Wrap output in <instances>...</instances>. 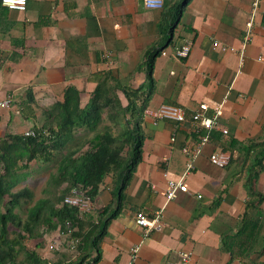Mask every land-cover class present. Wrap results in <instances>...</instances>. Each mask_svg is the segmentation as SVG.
<instances>
[{
	"label": "crops",
	"instance_id": "crops-1",
	"mask_svg": "<svg viewBox=\"0 0 264 264\" xmlns=\"http://www.w3.org/2000/svg\"><path fill=\"white\" fill-rule=\"evenodd\" d=\"M253 1L190 0L150 78L143 61L147 49L163 43L161 9L146 8L142 0H27L23 11L0 3V100L9 99L0 108V140L54 125L50 110L68 87L79 92L81 107L107 76L131 88H152L142 118L141 159L120 210L106 225L95 264H264V226L236 235L247 199L244 155L229 145L231 139H264V2L253 7ZM187 42L188 56L177 57L175 48ZM201 103L206 116L216 108L221 114L191 157L181 148L195 140L188 117ZM160 104L179 106L187 119L178 123L148 113ZM222 151L229 163H211L209 155ZM188 161L192 167L184 175ZM182 176L187 191L167 200V180ZM254 186L264 192V162ZM112 189L106 177L91 210L109 204ZM258 207L264 221V199ZM139 210L160 211L161 229L144 234L135 222ZM229 246L247 255L234 256Z\"/></svg>",
	"mask_w": 264,
	"mask_h": 264
},
{
	"label": "trees",
	"instance_id": "trees-1",
	"mask_svg": "<svg viewBox=\"0 0 264 264\" xmlns=\"http://www.w3.org/2000/svg\"><path fill=\"white\" fill-rule=\"evenodd\" d=\"M189 1L163 0L159 26L163 43L150 47L144 55L148 78L155 57L164 50V42H170L174 25ZM116 89L122 91L125 105ZM151 94L152 88L144 85L131 88L120 84L117 78L107 76L96 85L87 103L81 107L79 92L68 87L63 100L50 110L54 125L45 131L34 129L33 135L7 134L0 140V203L5 204L4 211L0 212V264H61L67 259L73 264L98 261L106 225L120 210L124 188L141 159L142 118ZM106 118L111 122L104 124ZM229 145L244 155L242 186L247 199L237 235L253 231L261 224V228L264 226V221L258 218L262 215L258 204L264 199V192L254 186L263 168L264 139L245 143L231 139ZM31 161L37 165L54 161L55 172L49 175L43 189L47 196L38 198L28 207L25 219H21L15 208L22 200L28 203L32 191L26 185L15 188L33 173L29 170ZM106 177L113 183L112 200L106 206L81 211L77 206L63 203L67 196L93 200ZM9 223L14 226L13 238L8 236ZM40 228L58 229L67 234L66 239L77 240V243L73 248L60 250L58 256L47 262L35 248H28L23 242L27 237L42 238L44 230L42 232ZM39 244L40 241L35 246ZM228 250L234 256L247 255L241 249L232 251L230 246ZM19 252L23 253L20 260Z\"/></svg>",
	"mask_w": 264,
	"mask_h": 264
},
{
	"label": "built area",
	"instance_id": "built-area-1",
	"mask_svg": "<svg viewBox=\"0 0 264 264\" xmlns=\"http://www.w3.org/2000/svg\"><path fill=\"white\" fill-rule=\"evenodd\" d=\"M264 2V0H254L253 7H256L259 2ZM0 3L7 8L16 9L23 11L26 7L27 0H0ZM143 6L146 8H155L160 9L163 4V0H142ZM251 25L250 21L247 22V26ZM217 45L216 40L213 41L212 46L213 48ZM190 43L187 42L177 48H175V55L177 57L185 58L188 56L190 51ZM225 49L224 47H222ZM162 54H165V51H162ZM9 104V99L0 100V108L6 107ZM207 108L205 103H201L198 105V108L188 117V121L190 122L192 131L195 134V140L192 146L184 145L182 146L181 150L184 154L189 156H194L201 151L202 146L208 141V132L212 129L217 127V117L221 114V109L216 108L212 116H206L204 114V110ZM145 113L146 110H145ZM155 118H162V119H170L176 121L178 123H182L186 120V116L182 108L176 105L171 104H160L158 105L153 111H148ZM204 130L206 133H203ZM226 129H222V133H226ZM24 136L33 135V131H25L23 133ZM171 140H174V137H171ZM209 160L211 163L224 166L229 161V154L225 151L218 152V153H211L209 155ZM186 170L184 171V175L189 172L190 168L192 167L191 163L188 161L186 162ZM187 186L184 182L183 176L178 180L168 179L165 185V188L162 191L163 196L168 200L174 198L178 192H186ZM199 196V195H198ZM63 203H67L69 205H74L79 208V210L84 211L88 209H92L91 200L88 197H79V196H67L63 199ZM135 222L138 226L143 229L144 234L152 230H159L161 229L163 222L162 216L160 211H155L152 214H146L145 212L139 210L135 213ZM59 231V230H58ZM67 235V234H63ZM77 243V240L74 242L69 241L68 247L73 248ZM59 247V246H58ZM56 244L50 243L47 248L51 251L59 249ZM137 250V246L134 245L130 248L131 253H135ZM183 261L187 262L189 254L183 253L182 254ZM47 262H49L48 257H44ZM61 264H73L70 260H66Z\"/></svg>",
	"mask_w": 264,
	"mask_h": 264
},
{
	"label": "rangeland",
	"instance_id": "rangeland-1",
	"mask_svg": "<svg viewBox=\"0 0 264 264\" xmlns=\"http://www.w3.org/2000/svg\"><path fill=\"white\" fill-rule=\"evenodd\" d=\"M119 95L124 102V98H123L121 92H119ZM110 122L111 121L108 118L104 119V121H103L104 124H108ZM29 166H30L29 170L33 171V173L30 176H28L26 178V180L22 181L15 188V189H17L23 185H26L32 191V198L29 200V202L27 203L24 200H22L20 206L15 208V212L18 214V216L21 219H25L28 207L31 206L38 198L47 196V193L44 192L43 189L46 186V182L49 178V175L51 173L55 172L56 164L54 161H52V162H48V163L41 165L40 167L36 168V165L34 163H32V161H31ZM6 198H7V196H6ZM6 198H5V200H6ZM4 208H5V204L0 203V212L4 211ZM7 229H8L9 238H13L15 236V234L12 232L14 230L13 224L9 223L7 225ZM43 230H44V232H43ZM40 231L43 232L42 238L27 237L26 239H24L23 242H24L26 247L33 248V247H35V244L40 241V244H39L40 247L37 249V252L39 255H41V254H42V256L45 255L49 259L55 258L56 256H58V254L61 252L60 250L69 248L68 247L69 240L66 239L65 238L66 235H63L64 233L61 231H58V229L45 230L43 228H40ZM50 243L56 244L57 247L59 246L58 247L59 249L53 250V251L49 250L47 248V246ZM22 257H23V253L19 252L18 253V260H20Z\"/></svg>",
	"mask_w": 264,
	"mask_h": 264
}]
</instances>
